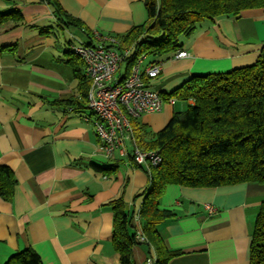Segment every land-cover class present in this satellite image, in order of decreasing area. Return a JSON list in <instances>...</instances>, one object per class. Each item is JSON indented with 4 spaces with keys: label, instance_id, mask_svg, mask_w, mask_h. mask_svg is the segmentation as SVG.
I'll return each mask as SVG.
<instances>
[{
    "label": "crops",
    "instance_id": "obj_1",
    "mask_svg": "<svg viewBox=\"0 0 264 264\" xmlns=\"http://www.w3.org/2000/svg\"><path fill=\"white\" fill-rule=\"evenodd\" d=\"M57 1L81 28L60 22L45 0H0V12L17 9L23 17L15 26L0 24V48L17 45L14 52L0 51V165L16 178L12 199L0 196V264L27 247L42 264H119L107 203L121 197L133 213L130 230H142L140 193L148 175L129 157H105L91 110L69 109L62 101L79 95L67 62L71 44L93 42L94 31L122 35L144 22V0ZM64 31L68 38L61 39ZM263 46L264 8L202 22L184 40L182 49L189 56L162 60L159 75L146 78L163 101L159 110L143 113L137 121L150 133L161 130L173 112L185 107L175 97L173 105L168 103L167 93L192 75L251 64ZM119 74H124L123 64ZM263 200L264 185L257 182L168 185L159 205L174 215L159 225V233L168 248L180 252L168 264H249ZM206 204L216 212L209 213ZM132 256L135 264H143L145 246H133Z\"/></svg>",
    "mask_w": 264,
    "mask_h": 264
},
{
    "label": "trees",
    "instance_id": "obj_2",
    "mask_svg": "<svg viewBox=\"0 0 264 264\" xmlns=\"http://www.w3.org/2000/svg\"><path fill=\"white\" fill-rule=\"evenodd\" d=\"M45 1L60 22L81 28V23L65 12L57 0ZM144 6L147 14L144 22L133 25L122 35L111 34L118 50H129L122 62V77L141 55L149 58V62L169 59L182 49L184 40L194 35L202 22L222 16L236 17L246 9L264 8V0H144ZM22 18L17 9L0 12V24L11 21L15 26ZM83 32L90 33L85 29ZM16 46H4L0 51L14 52ZM69 55L67 62L78 80L79 95L62 103L85 109L90 81L83 62L72 53ZM171 96L184 102L185 107L173 112L161 130L150 133L137 118L132 120L137 146L158 150L161 162L149 171L144 169L148 184L140 193L139 217L148 243L140 244L135 239V232L130 230L133 213L127 211L121 197L107 203L113 211L111 243L119 254V264H135L132 250L139 244L145 246L147 256L155 255V264H168L180 253L168 248L159 233V225L174 215L159 205L168 185L214 187L242 182L264 185V46L253 63L228 71L192 75L166 97ZM15 185L13 171L0 165V196L10 201ZM249 254V264H264V200L255 217ZM6 264H42V261L27 247L12 255Z\"/></svg>",
    "mask_w": 264,
    "mask_h": 264
},
{
    "label": "built area",
    "instance_id": "obj_3",
    "mask_svg": "<svg viewBox=\"0 0 264 264\" xmlns=\"http://www.w3.org/2000/svg\"><path fill=\"white\" fill-rule=\"evenodd\" d=\"M93 42L77 41L71 44L70 51L84 64L85 74L90 85L86 93L87 106L93 114L95 132L100 140L102 154L110 158L115 153L120 157H129L137 166L149 171L151 166L161 162V154L156 149H142L137 146L132 129V120L146 112L160 109L163 98L161 94L146 85V78H154L162 69L161 62H148L141 55L132 65L125 77L119 74L124 55L129 50L116 48V40L111 35L94 31ZM185 49L173 54L174 59L188 57ZM168 103H175L174 97L167 98ZM69 109H72L70 107ZM209 213H215L216 207L205 205ZM135 239L140 244L148 243L139 230ZM143 264H155V255L147 256Z\"/></svg>",
    "mask_w": 264,
    "mask_h": 264
},
{
    "label": "rangeland",
    "instance_id": "obj_4",
    "mask_svg": "<svg viewBox=\"0 0 264 264\" xmlns=\"http://www.w3.org/2000/svg\"><path fill=\"white\" fill-rule=\"evenodd\" d=\"M67 34H68V33H65V31L62 32V33H60V38H61V39L68 38V35H67ZM69 36H70V35H69ZM70 38H71V36H70ZM71 39H72V38H71ZM72 40H73V39H72ZM74 41H75V40H74ZM148 59H149V58H147V57L144 59V61H143L144 64L148 63V62L145 63V61H148ZM178 105H180V104H178ZM176 109L179 110V107L177 106Z\"/></svg>",
    "mask_w": 264,
    "mask_h": 264
}]
</instances>
